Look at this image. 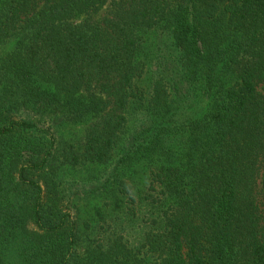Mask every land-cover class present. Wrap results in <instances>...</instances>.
<instances>
[{
	"label": "trees",
	"instance_id": "obj_1",
	"mask_svg": "<svg viewBox=\"0 0 264 264\" xmlns=\"http://www.w3.org/2000/svg\"><path fill=\"white\" fill-rule=\"evenodd\" d=\"M150 31L172 65L146 78ZM17 32L0 63V243L19 239L0 264H139L124 247L141 264H264V0H0V44ZM65 123L89 126L61 151ZM112 160L100 189L117 203L81 259L57 171ZM29 170L53 176L46 195Z\"/></svg>",
	"mask_w": 264,
	"mask_h": 264
},
{
	"label": "rangeland",
	"instance_id": "obj_2",
	"mask_svg": "<svg viewBox=\"0 0 264 264\" xmlns=\"http://www.w3.org/2000/svg\"><path fill=\"white\" fill-rule=\"evenodd\" d=\"M109 5L107 4L99 12V15H102L107 11ZM98 15V16H99ZM17 34L11 35L4 43L0 44V63L7 56L12 54L15 43L18 38ZM169 39L164 36L162 32L159 34L153 33L152 31L148 32L145 35V44L149 48L150 58L153 61L148 65V71L151 69L154 72L158 69L159 63L166 62L167 66L172 65V56L168 48ZM161 47V49H160ZM155 74V73H154ZM149 72L146 74V78L150 77ZM178 78V76H176ZM182 89L185 87L181 86ZM264 88V86H262ZM187 90V89H186ZM192 98L191 96L187 99ZM25 116V114H23ZM89 126V123H65L61 127H56L58 146L61 151L70 149L72 143H77L83 139L85 132ZM25 138L23 136H17V141H22ZM34 141L37 143V139ZM39 144V143H38ZM35 146L36 150H40L37 145ZM39 153V152H38ZM23 159L30 158L33 159L37 156L35 151H24ZM141 164H136L135 168L141 167ZM113 160L107 164H80V165H71L64 164L59 167L57 173L59 180L63 183V187L66 188V195L58 203L60 210H69L72 214V218L78 220L80 228V237L78 242V252L81 259H87L89 257V251L91 248L100 240L101 235L104 232L103 222H108L109 211L114 208V205L117 203L113 199L111 194L106 195L103 189H100V184L104 178L110 175L113 172ZM27 174L30 177L36 178L43 185V188L48 191V185L52 184L53 176L47 174H40L33 172L31 170L27 171ZM135 177L141 178V173H135ZM264 181V170L260 176V187L262 188V182ZM19 190L23 192L22 196L26 198L23 199V205H26L29 199L32 197V193L29 192L24 187H19ZM109 196V197H108ZM46 199L48 200L47 196ZM111 202V205L108 206V203ZM23 209H26L25 207ZM148 213L150 211H147ZM4 213V211H0ZM27 212H23L20 216V231L21 236L24 234L27 236L29 233L34 231V226H32L31 218L28 217ZM2 219V218H0ZM3 220V219H2ZM17 225V224H15ZM14 225V226H15ZM126 234V239L128 241V246L136 247L143 243L142 236L143 234L139 231V226L133 223L130 227L124 230ZM118 233H114L116 236ZM19 239L18 231L15 228L10 227V233L4 238L1 239L0 251H14L13 245ZM109 242L105 247H107ZM125 252L128 253V258L130 262L141 264V258L143 253L141 250L137 249V252H131L127 247H124ZM145 251V248H142ZM6 258L5 253H2L0 257ZM18 258H21L18 254H14L13 261H17ZM30 259V257L28 258ZM154 263V262H153Z\"/></svg>",
	"mask_w": 264,
	"mask_h": 264
}]
</instances>
